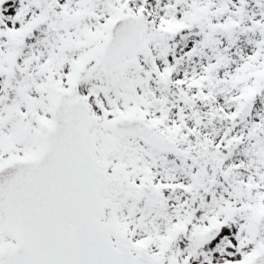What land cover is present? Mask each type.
<instances>
[{"label": "snow or ice", "instance_id": "6c2138e0", "mask_svg": "<svg viewBox=\"0 0 264 264\" xmlns=\"http://www.w3.org/2000/svg\"><path fill=\"white\" fill-rule=\"evenodd\" d=\"M0 264H264V0H0Z\"/></svg>", "mask_w": 264, "mask_h": 264}]
</instances>
